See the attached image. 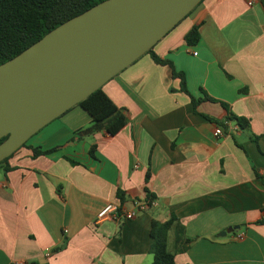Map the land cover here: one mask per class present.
<instances>
[{"label":"crops","instance_id":"0c3cea01","mask_svg":"<svg viewBox=\"0 0 264 264\" xmlns=\"http://www.w3.org/2000/svg\"><path fill=\"white\" fill-rule=\"evenodd\" d=\"M153 51L217 102L195 110L146 54L104 86L128 117L117 135L91 131L79 105L44 127L0 164V264H152V222L172 216L176 264H264V0H203ZM148 195L136 218L98 223L106 204L130 211Z\"/></svg>","mask_w":264,"mask_h":264},{"label":"water","instance_id":"95a60500","mask_svg":"<svg viewBox=\"0 0 264 264\" xmlns=\"http://www.w3.org/2000/svg\"><path fill=\"white\" fill-rule=\"evenodd\" d=\"M202 1L105 0L0 65V162L150 52Z\"/></svg>","mask_w":264,"mask_h":264},{"label":"trees","instance_id":"16d2710c","mask_svg":"<svg viewBox=\"0 0 264 264\" xmlns=\"http://www.w3.org/2000/svg\"><path fill=\"white\" fill-rule=\"evenodd\" d=\"M103 1L105 0H0V65L21 54L61 24ZM185 40L188 45H196L200 40L199 27H193L186 35ZM147 54H150L156 63L169 65L172 68L173 75L181 79V90L190 96L195 110L203 101L217 102L206 93H203L202 98L194 97L187 89L184 74L178 73L170 61L159 58L153 49ZM223 105L225 106V104ZM79 106L93 118L91 131L103 130L109 135L115 136L127 125L126 111L115 105L105 93L104 87L95 91ZM226 121L236 124L238 130H248L250 128L248 119L239 117L231 111L228 113ZM219 123L224 126V122ZM5 139L6 137L0 140V143ZM56 150L57 148L45 151L35 149L34 155H47ZM93 152L94 148L92 147V155ZM9 158L0 162V164L6 162ZM149 178L148 173L147 182ZM152 200L153 196L148 195L149 204ZM149 207L150 205H148ZM178 222V219L174 216L167 221L154 220L152 222V264H176L174 255L168 249V236L172 229L182 228L180 225L178 226ZM29 264L40 263L32 262Z\"/></svg>","mask_w":264,"mask_h":264},{"label":"built area","instance_id":"2783aa9c","mask_svg":"<svg viewBox=\"0 0 264 264\" xmlns=\"http://www.w3.org/2000/svg\"><path fill=\"white\" fill-rule=\"evenodd\" d=\"M198 53H195L197 55ZM237 129V128H235ZM259 174L264 178V167L259 170ZM156 203L151 201L150 204L148 201H136L130 211H123L122 207L117 203H108L103 207V209L97 215L98 223L104 222L109 219H118L121 215H123L126 219H134L140 213L147 210L148 205L154 206ZM242 239V236H240Z\"/></svg>","mask_w":264,"mask_h":264}]
</instances>
